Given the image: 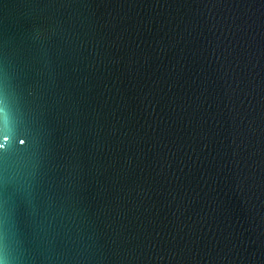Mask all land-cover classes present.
I'll return each instance as SVG.
<instances>
[{"label":"water","instance_id":"water-1","mask_svg":"<svg viewBox=\"0 0 264 264\" xmlns=\"http://www.w3.org/2000/svg\"><path fill=\"white\" fill-rule=\"evenodd\" d=\"M0 264H264V0H0Z\"/></svg>","mask_w":264,"mask_h":264}]
</instances>
